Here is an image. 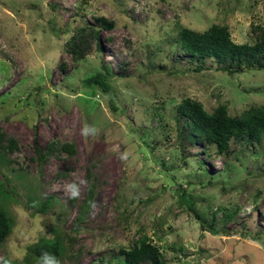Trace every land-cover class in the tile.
I'll return each mask as SVG.
<instances>
[{
    "label": "rangeland",
    "instance_id": "rangeland-1",
    "mask_svg": "<svg viewBox=\"0 0 264 264\" xmlns=\"http://www.w3.org/2000/svg\"><path fill=\"white\" fill-rule=\"evenodd\" d=\"M99 16L114 22L102 51L93 40L74 60L66 41ZM213 24L255 43L264 0H0V132L16 143L0 152L13 191L0 200L12 219L0 261L38 264L30 247L58 236L57 264H122L145 234L163 264H264V139L219 155L178 111L187 97L233 116L264 104V69L228 74L205 59L212 69L196 72L180 49L182 28ZM103 64L110 94L86 83Z\"/></svg>",
    "mask_w": 264,
    "mask_h": 264
},
{
    "label": "trees",
    "instance_id": "trees-1",
    "mask_svg": "<svg viewBox=\"0 0 264 264\" xmlns=\"http://www.w3.org/2000/svg\"><path fill=\"white\" fill-rule=\"evenodd\" d=\"M94 20L95 24L88 22L87 25L75 29L73 35L66 41V50L74 60L82 59L90 53L93 40L98 51L101 52L103 49L101 32L114 27V22L104 16L95 17ZM255 28L258 33L256 42L252 44L235 42L227 24H213L204 31L182 28L178 43L190 61L196 64L194 68L196 72L212 69V66L202 62L205 59L217 60L216 69L228 74L241 73L246 69L261 70L264 69V28L261 26ZM59 66L63 69L65 65ZM103 68L106 70L103 74L95 73L89 76L86 83L98 85L110 94L108 80L113 75L106 65L103 64ZM113 108L115 109L114 106ZM178 111L186 119L184 126L192 131L194 138L215 146L216 153L219 155L228 151L233 139L238 143H261L264 139V104L250 106L240 116H233L229 113L226 104L218 105L210 112L202 102L187 97L179 103ZM2 141L3 133L0 132V152L4 149H15V141H10L9 145H2ZM56 148V144L51 143L45 154L53 152ZM61 150L72 153L68 144L62 145ZM43 156L39 152L38 159L42 161ZM12 192L3 181H0V200L11 198ZM93 195L94 190L90 187L82 212L92 202ZM49 200L46 198L42 206L38 208L39 211L46 210ZM188 207L205 226L206 220L192 207L191 203H188ZM11 229L12 219L7 209L0 206V247L9 236ZM63 247V240L58 236L51 239L43 238L30 247L27 259L37 260L38 264H57ZM120 251L125 256L122 264H163L159 247L145 234L140 235L131 247ZM0 264H7V262L0 261Z\"/></svg>",
    "mask_w": 264,
    "mask_h": 264
}]
</instances>
